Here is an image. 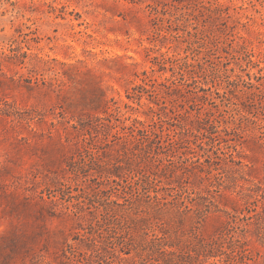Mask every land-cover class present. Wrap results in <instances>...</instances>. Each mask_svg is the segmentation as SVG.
Returning <instances> with one entry per match:
<instances>
[{"label": "rangeland", "instance_id": "rangeland-1", "mask_svg": "<svg viewBox=\"0 0 264 264\" xmlns=\"http://www.w3.org/2000/svg\"><path fill=\"white\" fill-rule=\"evenodd\" d=\"M0 264H264V0H0Z\"/></svg>", "mask_w": 264, "mask_h": 264}]
</instances>
